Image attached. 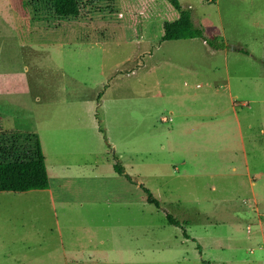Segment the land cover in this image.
I'll list each match as a JSON object with an SVG mask.
<instances>
[{"label": "rangeland", "instance_id": "374dc122", "mask_svg": "<svg viewBox=\"0 0 264 264\" xmlns=\"http://www.w3.org/2000/svg\"><path fill=\"white\" fill-rule=\"evenodd\" d=\"M176 1L229 47L160 41L167 0H0V140L48 179L0 192V264H264V0Z\"/></svg>", "mask_w": 264, "mask_h": 264}, {"label": "trees", "instance_id": "16d2710c", "mask_svg": "<svg viewBox=\"0 0 264 264\" xmlns=\"http://www.w3.org/2000/svg\"><path fill=\"white\" fill-rule=\"evenodd\" d=\"M167 1L177 11L178 16L176 20L164 25L160 41L198 38L212 50H223L229 47L224 45L217 36L207 37L200 26L193 24L190 12L182 9L176 0ZM51 2L54 14L59 17H75L81 8L80 0H51ZM233 51L247 54V51L240 47H234ZM98 130L102 132L101 129ZM112 166L116 174H123L118 164L114 163ZM124 177L132 183L127 175ZM139 187L145 194L146 202L157 207V200L146 189ZM47 188L48 179L37 137L30 133L22 137L3 135L0 140V192H25ZM165 220L170 225L180 226L179 222L168 214L165 215ZM182 236L185 239L188 238L183 228Z\"/></svg>", "mask_w": 264, "mask_h": 264}, {"label": "crops", "instance_id": "0c3cea01", "mask_svg": "<svg viewBox=\"0 0 264 264\" xmlns=\"http://www.w3.org/2000/svg\"><path fill=\"white\" fill-rule=\"evenodd\" d=\"M7 3L8 4L3 5L4 10L6 9V10L11 12V10H12L11 5H10L9 1ZM6 21L8 22V25H6ZM12 36H13V34H12V27H11V17H8L7 19L0 17V39L9 40ZM47 189H43V190H47ZM25 192H27V191H25Z\"/></svg>", "mask_w": 264, "mask_h": 264}, {"label": "built area", "instance_id": "2783aa9c", "mask_svg": "<svg viewBox=\"0 0 264 264\" xmlns=\"http://www.w3.org/2000/svg\"><path fill=\"white\" fill-rule=\"evenodd\" d=\"M161 120L164 122V121H166L167 119H165V118H162ZM168 120H169V119H168Z\"/></svg>", "mask_w": 264, "mask_h": 264}]
</instances>
